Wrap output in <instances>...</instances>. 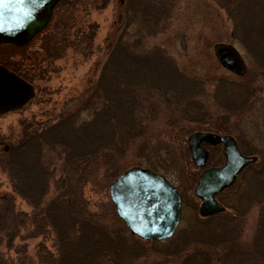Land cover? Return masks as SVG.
Returning <instances> with one entry per match:
<instances>
[{
  "label": "rangeland",
  "instance_id": "1",
  "mask_svg": "<svg viewBox=\"0 0 264 264\" xmlns=\"http://www.w3.org/2000/svg\"><path fill=\"white\" fill-rule=\"evenodd\" d=\"M241 1L243 5L234 7L232 15L216 0H132L135 10L129 15L132 21L123 44H128L136 57L142 52V57L125 75L102 74L106 56L117 52L125 24L123 0L61 2L47 29L33 42L20 48H0V65L35 91L24 109L0 115V150L20 144L26 133L47 138L58 150L54 157L43 147L44 155H50L45 168H54L43 174H48V182L61 179L66 168L64 150L82 152L87 160L79 163V170L84 174L80 177L73 172L71 186L78 190L79 181L84 184L88 208L81 220H86V226L90 221L89 231L96 228L99 238H105L103 244L108 242L123 251L122 257L109 259V264H200L196 253L206 246L213 264H239L245 249L248 258L264 264V257L245 243L259 221H264L261 203H255L262 197L255 185H264L260 180L264 175H259L264 172V0ZM217 44L239 51L247 66L246 76L219 64L214 54ZM155 50L169 59L164 56L162 62L170 64V70L157 62L148 66L149 59L143 54ZM168 70L174 76L165 73ZM92 87L96 108L85 96ZM104 91L109 93L107 97L102 96ZM198 131L233 136L242 154L259 159L244 168L234 188L220 194L228 217L216 216L200 227L195 221L201 220L195 215L201 210V201L194 194L198 180L195 182L194 175L203 170L186 152L189 136ZM40 138L31 139V162L40 155ZM96 151L107 157L96 161L91 157ZM209 151L207 167L225 163L222 145ZM133 166L164 175L184 196L183 221L173 240L157 244L141 241L118 217L110 186ZM243 189L245 193L238 194ZM54 193L52 186L44 204ZM6 194L14 195L9 179L0 174V198ZM14 197L18 210L30 214L27 203ZM250 199L255 201L251 206L246 202ZM88 212L94 218L87 221ZM74 219L77 224L79 217ZM0 224V229H10L5 219ZM54 241L51 236L23 242L16 238L13 245L1 244V261L43 264L45 246L47 258L55 264H78L75 252L57 250ZM260 248L264 250V243L256 250Z\"/></svg>",
  "mask_w": 264,
  "mask_h": 264
},
{
  "label": "water",
  "instance_id": "2",
  "mask_svg": "<svg viewBox=\"0 0 264 264\" xmlns=\"http://www.w3.org/2000/svg\"><path fill=\"white\" fill-rule=\"evenodd\" d=\"M55 0H0V45L29 44L49 22ZM219 64L244 76L245 62L237 49L228 44L214 46ZM35 96L32 85L0 65V115L23 109ZM192 160L198 168L206 166L209 152L203 144L222 145L226 157L220 168H210L198 180L195 194L201 201L200 214L224 211L215 197L231 187L239 174L257 157L244 156L232 136L197 132L187 140ZM110 197L118 217L135 237L144 241L172 238L181 221V199L166 177L141 166L130 167L110 186Z\"/></svg>",
  "mask_w": 264,
  "mask_h": 264
},
{
  "label": "trees",
  "instance_id": "3",
  "mask_svg": "<svg viewBox=\"0 0 264 264\" xmlns=\"http://www.w3.org/2000/svg\"><path fill=\"white\" fill-rule=\"evenodd\" d=\"M131 1L132 0L126 1L127 2L126 12L127 15L130 16L131 14H134L133 12L135 10V8L131 6L132 4ZM141 1L142 3L147 2V0H141ZM216 1L220 2V6L225 8V11L228 12V14H232L234 12L233 8L236 6H242L244 2L241 0H216ZM238 1L241 4H238ZM223 4L225 5L223 6ZM227 7L230 8L226 9ZM133 19L135 18L133 17ZM126 21H127L126 22L127 26H129L132 20H130L128 16L126 17ZM123 43L124 42L121 41L118 43V46L116 47L117 48L116 53H112L106 56V59L104 60L102 66V74L117 75V76L125 75V73L128 74L131 71L130 68L134 64H136V62L139 60L138 58L142 57V52H139V54L141 55H138V57L132 55L130 53V49H131L130 46L128 44H123ZM143 55L149 59L148 61H146V63L150 62V65L148 66H152L157 62L160 63L164 68H169V70L172 68L170 64L162 62L164 61L165 55L161 50H155V52L153 53H145ZM133 59H135L136 61H134ZM166 60L169 61L167 57ZM169 70L165 71V73L169 72L167 73L168 75L174 76V74H172L173 72H170ZM94 92L95 90L92 87L90 90L86 92L85 96L86 99H88V101H92V103L94 102L93 104L89 102V104H92V106L95 104V108H96L97 102H95L96 100L94 101V97H95ZM108 94L107 91H104V93H102V96L104 97L105 95L107 97ZM114 96H115V92H114ZM156 110L159 109L157 108ZM126 111L128 112L129 110ZM34 134L35 135H30L26 133L27 136L23 138L20 144L18 143L15 145H10L9 147L7 146L4 149L0 150V174L6 175L12 186L13 194L17 197H20L23 201H25L32 210L30 214L18 210L14 195L6 194L0 198V219H1L0 223H2L3 219H5L7 221L6 225L10 227V229H7L6 227L4 229H0V246L1 244L4 243L13 245V242L16 238L21 239L23 242L26 241L27 239H38L39 237L51 236L55 240L54 247H56L57 250H61V251L65 250L66 253L75 252L76 255L74 258H77L78 264H109L110 263L109 259L111 260L116 256L119 258L122 257L123 251L115 248L108 242L103 244L105 238H103V240L99 238L100 234L97 233L96 228L89 231L90 221L88 223V226H86L84 224L86 220L83 219L84 223L81 220L83 213L86 212L88 208V204L84 199V195H83L84 184L82 185V182L79 181L77 185L78 190H75L71 186L72 185L71 181L73 177V172L80 177L84 174V172H81L79 170V167L81 166V164L79 163L86 161L87 158H83L82 152L68 153L67 150H64L66 152H65V158L63 160V166H66L69 172L67 171L66 168H64V173L62 174L61 179L56 181L51 180L50 182H48L46 179V175L48 174L45 175L43 174L44 172L52 173V171H54V168L51 171L45 168L46 157L48 158L50 157V155H44L43 147H45V149L48 147L50 149L51 155H53L54 157L57 155L58 150L55 149V145H53V143L46 141L47 138L45 140H42L39 137L40 134L38 133H34ZM33 137L40 138L39 140H41V142H39L40 155L39 157L36 156L35 162L30 161L32 159V156L34 155L30 149L31 139ZM67 141L69 140L67 139ZM186 152L187 154L189 153L187 146H186ZM91 154L92 153H90V155ZM109 154L110 157L112 158L113 150ZM90 155L88 154V157ZM91 157H94L96 161L97 159L101 161V159L103 160L104 158L107 157V155L104 154L103 152H101L100 154L97 152ZM76 160L78 162L76 166L73 167V164ZM30 174L34 179V183L30 181L32 180ZM260 174L264 175V172H260L259 175ZM194 176L196 178L195 179L196 182L199 176V172H197V174L195 173ZM35 179L37 181L36 183H35ZM260 180L264 181V178H261ZM52 186H54L55 188V193L52 196L51 200L47 204H44V199L51 191ZM255 187H256V191L259 192L260 195L262 196L261 199H259L258 201L256 200L257 198H254L257 202H255L254 199H250L246 202L250 206L252 205L253 202L257 204L261 203L262 213L264 214V193H263L264 185L262 184V186L260 187L259 184H256ZM240 192H238V194H244L245 189H243L241 193ZM73 203L77 204L78 206H75ZM88 214L89 215H86L87 221L89 220V217L94 218L93 216H91L92 215L91 213L88 212ZM74 217H79V222H77V224H76V219H74ZM9 218H10V222H9ZM66 222L68 224L67 227H66ZM245 243H249L251 249L252 247L254 248V250L252 249L253 251H258L260 254L258 252L257 253L260 256L264 257V250H262L261 248H260L262 250L261 252L259 251L260 249L256 250L257 246L259 247L260 244L263 245L264 243V221L263 223L259 221V225H257L255 232L248 240H246ZM44 247L43 250H45L46 252L44 253L43 256L46 258V260L43 262V264H55V262L47 258L49 256V251L47 250L46 247L45 248ZM247 254H248V250L246 249H245V253L243 252L242 257L240 253L239 264H256L257 262L256 260L258 259L255 258L253 260L252 258L253 260L252 261L250 258H248ZM252 254L254 255V253ZM61 258H63V256L60 258L58 257V261ZM1 259L2 256L0 255V264H3ZM56 264H63V263L58 262Z\"/></svg>",
  "mask_w": 264,
  "mask_h": 264
},
{
  "label": "flooded vegetation",
  "instance_id": "4",
  "mask_svg": "<svg viewBox=\"0 0 264 264\" xmlns=\"http://www.w3.org/2000/svg\"><path fill=\"white\" fill-rule=\"evenodd\" d=\"M64 1H71V0H55L54 1V5H53V8H52V12H51V16H50V19H49V22L46 24V26L40 31V32H38V34H36L35 36H34V38H33V40L35 39V38H37L39 35H41L46 29H47V27L49 26V24H50V22L52 21V18H53V16H54V13H55V10L57 9V7L59 6V4L61 3V2H64ZM127 0H123V6L124 7H126V4H127V2H126ZM123 15H124V22H125V24H124V26H123V29L121 30V38L118 40L119 42L121 41V42H124V39L127 37V34H128V32H129V28H130V26H127V24H126V17H128L129 15H127V12H126V10L124 11V13H123ZM33 40L31 41V42H33ZM118 41H117V43H118ZM30 42V43H31ZM29 43V44H30ZM11 46V44H2V45H0V48L1 47H3V46ZM28 45V44H27ZM27 45H24V46H21V47H25V46H27ZM247 72H248V70H247ZM247 72H246V74H247ZM246 74H245V76H246ZM244 77V76H243ZM198 132H205V133H209L208 131H198ZM195 133H197V132H195ZM218 146H220V145H218ZM218 146H215V147H218ZM203 148H205L208 152H209V159L208 160H210V151H209V149H212V148H214V147H212V146H208V145H203ZM209 148V149H208ZM193 161V160H192ZM207 169V167H204V168H201V170H203V171H205ZM202 171V172H203ZM201 172V173H202ZM200 173V174H201ZM197 182H198V180H197ZM171 185L172 186H174L176 189H177V192H178V194H179V196H180V199H181V221H180V224H179V226H178V228H177V230H176V232H175V234H174V236L172 237V238H170V239H168V240H165V241H171V240H173L175 237H176V234H177V232H178V229H179V227H180V225H181V223H182V221H183V203H184V196L181 194V192H180V189L177 187V186H175L173 183H171ZM196 186H197V184H196ZM196 186H195V189H196ZM226 192V191H225ZM194 194H195V190H194ZM219 196H220V194L216 197V201L221 205V206H223V204L221 203V201H219ZM195 197L196 198H198L197 196H196V194H195ZM198 214V216L201 218V220H195L196 222H197V227H200V226H202V225H208V223H210L212 220H213V218H217L216 216H218V217H228L227 215H226V212L224 211V212H221V213H217V214H214V215H210V216H205V217H203L201 214H200V210L199 211H197V212H195V215H197ZM227 220V219H226ZM229 221V220H228ZM199 223V224H198ZM194 229H196V227H194ZM203 230V228L201 229V231ZM165 241H162L163 243L165 242ZM162 242H160V243H162ZM149 243V242H148ZM150 243H153V244H157V243H159V242H150ZM205 247V246H204ZM205 249L206 250H202V251H199L198 253H196V254H198L200 257L199 258H196V259H198L199 260V263L200 264H213L212 262H211V260L209 259V254H211V252H209V250L207 249V246L205 247ZM196 259H192L193 261H195ZM217 264H220V263H217Z\"/></svg>",
  "mask_w": 264,
  "mask_h": 264
}]
</instances>
